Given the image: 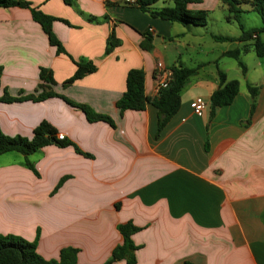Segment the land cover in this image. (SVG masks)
Here are the masks:
<instances>
[{"label": "crops", "instance_id": "0c3cea01", "mask_svg": "<svg viewBox=\"0 0 264 264\" xmlns=\"http://www.w3.org/2000/svg\"><path fill=\"white\" fill-rule=\"evenodd\" d=\"M23 1L67 21L53 23L55 36L69 56L93 62L97 71L64 87L77 69L74 62L50 45L29 9L0 7V132L32 138L45 120L82 153L50 145L28 157L0 155V235L36 241L45 260L72 247L78 264H106L123 243L119 225L131 222L140 228L132 236L136 264H264V57L243 52V60L257 57L243 75L224 53L245 44L212 37L238 38L239 26L238 32L204 33L153 15L172 0H159L148 11L126 0H76L73 6ZM188 8L207 11L208 20L218 13L217 23H236L227 22L220 0ZM112 33L120 45L105 55ZM207 36L220 45L212 59L202 43ZM179 65L199 70L160 136L153 105L124 113L117 108L130 70L144 71L145 93L156 98ZM42 68L52 71L53 93L110 117L114 127L89 122L59 97L31 100L39 94ZM219 71L238 80L240 91L211 116ZM249 84L260 87L254 108ZM6 94L21 100L1 101ZM198 97L207 104L201 117L191 107Z\"/></svg>", "mask_w": 264, "mask_h": 264}, {"label": "trees", "instance_id": "16d2710c", "mask_svg": "<svg viewBox=\"0 0 264 264\" xmlns=\"http://www.w3.org/2000/svg\"><path fill=\"white\" fill-rule=\"evenodd\" d=\"M68 6H73L76 0H63ZM159 0H136L142 10L148 11L149 7ZM198 0H172L171 6L153 12V15L159 16L162 20L170 23H177L191 27H206L208 24L207 11H191L188 6ZM221 4L227 10V22H236L241 30L238 38L221 37L213 35V39L217 42H241L245 45L242 49H235L225 52L226 57L236 60L242 69L243 75L247 73L246 66L240 61L243 52L252 49L258 57H264V41L261 39L264 34L263 25L259 28L245 29L241 23V15L245 12H251L259 15L264 19V0H220ZM1 8L19 7L29 9L33 20L38 23L45 34L48 36L49 43L55 47L58 54L68 55L61 42L57 39L53 32V23L55 21L69 23L65 20L49 16L31 3L23 0H0ZM247 7V9H244ZM120 45V41L116 39L112 33L107 41L105 55H109L116 47ZM69 58L74 62L77 69L74 75L64 82L63 86L68 87L76 81L82 79L86 75L97 71L96 65L91 61H76L71 56ZM198 68H188L182 65L173 68V80L167 88L161 89L156 98H150L145 93V73L141 69H132L129 71L126 80V91L117 102V108L124 113L125 111H144L148 105H153L158 109V136L162 133L170 120L177 114L181 107V93L187 85L189 79L195 76ZM1 74V69H0ZM219 87L211 95V116H214L216 110L220 107L230 105L240 91V82L238 80L228 81L226 75L219 71ZM41 84L39 86V94L30 99L35 102H43L49 98L59 97L69 105L79 108L83 111L89 122H106L114 127V122L108 116L94 113L89 107L75 104L66 97L53 93L52 87L55 85L52 71L42 68L40 70ZM248 90L252 99V107H255L256 99L260 93V87L248 85ZM21 98L13 99L6 94L4 102H15ZM57 130L48 122L42 121L33 132L32 138L21 136L10 137L0 132V155L8 153H18L28 157L40 149L57 145L60 148L73 146L78 153L81 151L72 142L64 139L58 140ZM82 154V153H81ZM86 155V154H85ZM90 157V155H86ZM27 167L36 172L33 165L27 162ZM119 232L123 236V243L117 246L112 253L111 259L106 264H112L116 261L125 260L127 264H136L134 252L138 249L132 240V236L140 231V228L131 222L119 225ZM79 251L72 247L63 248L60 252L59 259L45 260L37 252V242H30L21 237L14 235H0V264H78ZM182 264H193L184 262Z\"/></svg>", "mask_w": 264, "mask_h": 264}, {"label": "rangeland", "instance_id": "374dc122", "mask_svg": "<svg viewBox=\"0 0 264 264\" xmlns=\"http://www.w3.org/2000/svg\"><path fill=\"white\" fill-rule=\"evenodd\" d=\"M217 16H219V14L217 13L216 15H214L212 18H210L208 20L209 22V26L207 27V29H204L205 27H198V28H202V31L205 33L206 30L210 33V32H214V33H222V29L223 28H229L230 30H232L233 32H238L239 31V28H238V24L236 23H231V24H228V23H222V20L220 19V23H217L216 22V18ZM263 21L264 19L261 18L259 15L255 14V13H245L241 16V23L243 26L245 27H248V28H258V27H261L263 25ZM263 41H264V34L262 35V38H261ZM202 43H203V47H204V50L205 51H209V55H208V58L209 59H212L217 53H218V45H216V43H214V41L211 39V37L207 36L206 39H203L202 40ZM217 46V48H216ZM220 46V45H219ZM236 45H234L233 48H235ZM196 57H199V55H195ZM184 57L187 58L188 57V54H184ZM257 58L254 54H251L249 57H247L245 60L244 57H241L240 58V61L244 64V65H248V67H252L254 65V62L252 59H255ZM228 62H230L232 64V67L231 69H235V70H238L239 72L240 71V67L238 66L237 62L233 59H226ZM231 69H229L231 71ZM250 72H252L250 70ZM234 72L231 71L230 72V75H232ZM253 73V72H252ZM233 77V75L231 76ZM13 154H18V153H13ZM15 156V155H13ZM18 156V155H16ZM6 158V157H4Z\"/></svg>", "mask_w": 264, "mask_h": 264}, {"label": "built area", "instance_id": "2783aa9c", "mask_svg": "<svg viewBox=\"0 0 264 264\" xmlns=\"http://www.w3.org/2000/svg\"><path fill=\"white\" fill-rule=\"evenodd\" d=\"M126 3H128V4H136V1H134V0H126ZM159 66H161V64H159ZM167 87H168L167 83H161L159 85V91L161 89H165ZM206 106H207L206 102L200 97L194 99L192 104H191V107H192V110H193L194 114L199 116V117L203 116V114H204V112L206 110ZM57 138H58V140H64L65 139L64 135H62V134L57 135Z\"/></svg>", "mask_w": 264, "mask_h": 264}]
</instances>
